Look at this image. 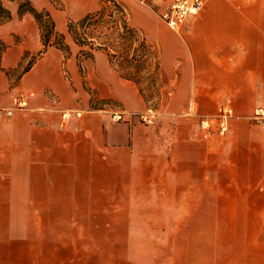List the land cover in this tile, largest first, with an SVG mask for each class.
<instances>
[{
  "label": "crops",
  "instance_id": "obj_1",
  "mask_svg": "<svg viewBox=\"0 0 264 264\" xmlns=\"http://www.w3.org/2000/svg\"><path fill=\"white\" fill-rule=\"evenodd\" d=\"M21 1L0 0V264H264V0H204L178 32L116 0L169 78L157 117L67 35L99 0H27L69 54L43 46ZM222 104L226 134L208 138L199 119Z\"/></svg>",
  "mask_w": 264,
  "mask_h": 264
},
{
  "label": "trees",
  "instance_id": "obj_2",
  "mask_svg": "<svg viewBox=\"0 0 264 264\" xmlns=\"http://www.w3.org/2000/svg\"><path fill=\"white\" fill-rule=\"evenodd\" d=\"M99 2L100 7L97 11L86 14L77 22L67 23V35L73 44L81 49L82 56L90 57L95 51L104 52L120 77L135 83L145 100L148 98L140 88L142 83L150 86L151 96L157 98L161 78L155 47L129 23L127 14L119 2L116 0ZM24 13L34 17L45 48L54 46L69 54L65 36L55 32L53 21L47 12L37 11L27 0H22L18 15ZM29 66L30 64L25 70Z\"/></svg>",
  "mask_w": 264,
  "mask_h": 264
},
{
  "label": "built area",
  "instance_id": "obj_3",
  "mask_svg": "<svg viewBox=\"0 0 264 264\" xmlns=\"http://www.w3.org/2000/svg\"><path fill=\"white\" fill-rule=\"evenodd\" d=\"M143 1V0H142ZM204 0H173L170 5L160 14L161 20L165 25L173 31L178 32L182 27L185 19L189 15L197 14L202 6ZM17 108L26 107V101L23 96H19L17 101ZM7 116H10L12 111H5ZM76 116H80L78 112H74ZM71 112H64V122L68 121ZM233 111L228 104H222L218 107L213 116L203 117L199 121V128L205 133L208 138L212 137V133H216L218 137H223L228 129V121L231 119ZM121 113H113L111 115L112 121L122 120ZM140 120L144 123L151 124L153 121V114L147 112L140 116ZM254 120L258 123L259 127L264 131V107H259L254 115Z\"/></svg>",
  "mask_w": 264,
  "mask_h": 264
},
{
  "label": "rangeland",
  "instance_id": "obj_4",
  "mask_svg": "<svg viewBox=\"0 0 264 264\" xmlns=\"http://www.w3.org/2000/svg\"><path fill=\"white\" fill-rule=\"evenodd\" d=\"M136 2H139L141 4L149 6L160 18V14L162 12V9L170 5V3L173 0H135ZM150 38V37H149ZM151 40L154 42V39L151 38ZM156 42V41H155ZM154 42V44H156ZM163 82L164 85L160 84V89L158 90L160 93V98H155L151 96V89L150 86H146V83H142L140 88L144 91L145 95L147 96V109H151L156 117L158 116V112L161 111L162 107L166 105L167 98L169 95V92L172 90L169 78L167 76L163 75ZM151 93V94H150ZM203 118V117H202ZM200 118L199 121L202 119ZM199 124V122H198ZM102 256L97 255V264H119L117 261L113 260L111 263H104L103 260L101 261Z\"/></svg>",
  "mask_w": 264,
  "mask_h": 264
}]
</instances>
